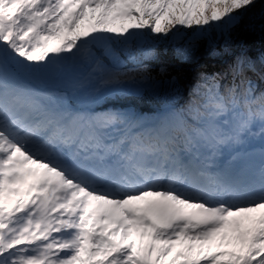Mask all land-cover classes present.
Wrapping results in <instances>:
<instances>
[{"label":"snow or ice","instance_id":"obj_1","mask_svg":"<svg viewBox=\"0 0 264 264\" xmlns=\"http://www.w3.org/2000/svg\"><path fill=\"white\" fill-rule=\"evenodd\" d=\"M258 5L264 19V0H0V264H264L257 62L184 86L126 64L154 57V35L214 52ZM165 85L189 100L101 104Z\"/></svg>","mask_w":264,"mask_h":264},{"label":"trees","instance_id":"obj_2","mask_svg":"<svg viewBox=\"0 0 264 264\" xmlns=\"http://www.w3.org/2000/svg\"><path fill=\"white\" fill-rule=\"evenodd\" d=\"M259 11L258 5L246 14L239 25L232 30L230 42L226 44L220 40L214 52L208 49L207 40L199 41L194 49H185L184 40L172 42L171 36L165 38L154 35L147 38V42L154 50V57L142 61L139 48L135 50L134 55L153 75H157L162 80H170L175 76L182 86L195 82L201 73L211 75L227 71L229 65L241 54L256 61L257 72L264 73V68L259 63L260 58L264 57V19L260 18ZM186 34L191 35L190 32ZM212 35L215 37L217 34L213 32ZM153 63L158 66H151ZM126 64L128 68H136L131 65L132 60H127ZM248 75L256 82L258 91L264 90V81L260 79L259 74L249 72ZM114 100L117 105L111 107H132L143 114L153 115V106L157 104L176 102L178 107L183 106L189 100V92L184 87L180 96H171L165 85L159 94L129 96Z\"/></svg>","mask_w":264,"mask_h":264},{"label":"rangeland","instance_id":"obj_3","mask_svg":"<svg viewBox=\"0 0 264 264\" xmlns=\"http://www.w3.org/2000/svg\"><path fill=\"white\" fill-rule=\"evenodd\" d=\"M132 60V62H139V60L138 59H136V56L134 55L133 56V58L131 59ZM133 66V65H132ZM137 66H143V65H137ZM151 66H154V65H151ZM156 66H158V65H156ZM74 102H79L78 100H73ZM110 101H112L113 102V100H110Z\"/></svg>","mask_w":264,"mask_h":264},{"label":"bare ground","instance_id":"obj_4","mask_svg":"<svg viewBox=\"0 0 264 264\" xmlns=\"http://www.w3.org/2000/svg\"><path fill=\"white\" fill-rule=\"evenodd\" d=\"M48 86H51V85H48ZM70 103H72L74 106H75L76 104H78V105L80 104V102H76V103H75L74 101H71Z\"/></svg>","mask_w":264,"mask_h":264}]
</instances>
